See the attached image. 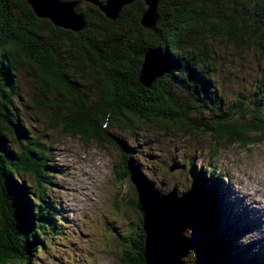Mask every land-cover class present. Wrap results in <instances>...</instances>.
<instances>
[{
  "label": "trees",
  "instance_id": "obj_1",
  "mask_svg": "<svg viewBox=\"0 0 264 264\" xmlns=\"http://www.w3.org/2000/svg\"><path fill=\"white\" fill-rule=\"evenodd\" d=\"M85 6L77 9L84 27L70 32L36 18L23 0H0V264H28L42 248L44 230L55 233L46 220L56 215L39 208L51 181V148L28 132L27 117L15 104L19 73L32 84L28 107L44 115L46 130L59 128L83 143L119 150L115 179L130 182V197L121 199L138 215L119 264L147 262L143 214L126 168L131 157L110 130L133 132L145 125L206 135L211 152L264 141V103L256 91L249 107L240 99L225 107L213 82L217 44L236 55L252 51L264 58V0H158L152 29L139 23L142 0L124 5L114 20ZM154 48L166 69L145 87L138 82L142 56ZM191 174L205 235L193 248L211 262L241 263L228 253L230 239L211 222L210 191L217 178L202 169L191 168Z\"/></svg>",
  "mask_w": 264,
  "mask_h": 264
},
{
  "label": "rangeland",
  "instance_id": "obj_2",
  "mask_svg": "<svg viewBox=\"0 0 264 264\" xmlns=\"http://www.w3.org/2000/svg\"><path fill=\"white\" fill-rule=\"evenodd\" d=\"M76 1L75 12L85 11V3ZM217 45V74L213 82L221 103L228 107L240 99L249 107L255 91L264 103V58L252 51L236 55L230 47ZM31 87V82L19 73L15 104L27 117L24 123L28 132L51 148V181L46 201L44 207L37 202L36 206L48 216L55 214L53 219L60 222L46 220L55 233L44 230L42 248L31 255L28 264H119L138 220L127 201L121 199L130 197V182L115 179L120 169V152L113 144L97 146L63 135L59 128L46 130L44 115L33 113L28 107ZM130 132L109 131L126 146L140 173L159 193L173 188L175 195L180 196L191 189V168L193 172L210 171L217 178L210 191L215 209L210 213L211 222L230 239L228 253H235L241 262L231 263L264 264V141L244 147H216L211 152L206 135L189 137L182 131H161L145 125ZM183 237L193 244L205 235L199 224L185 229ZM183 262L218 264L194 248Z\"/></svg>",
  "mask_w": 264,
  "mask_h": 264
},
{
  "label": "water",
  "instance_id": "obj_3",
  "mask_svg": "<svg viewBox=\"0 0 264 264\" xmlns=\"http://www.w3.org/2000/svg\"><path fill=\"white\" fill-rule=\"evenodd\" d=\"M38 19L47 20L52 26L78 32L84 27L83 17L75 12L76 0H23ZM96 7L108 20H114L124 6L133 0H82ZM145 6L140 16V25L152 29L156 18L158 0H142ZM166 69V62L160 49L146 51L142 56L138 82L147 87ZM129 180L135 187L142 212L144 231V255L147 264L161 263V254L169 257L174 248L175 254L169 259L171 264H184L183 259L193 244L183 237L185 229L200 224L198 193L194 188L180 196L172 188L168 193H159L134 166L129 158L126 161ZM172 171V168H169ZM188 217V218H187ZM184 220V221H183ZM167 264V263H165Z\"/></svg>",
  "mask_w": 264,
  "mask_h": 264
},
{
  "label": "bare ground",
  "instance_id": "obj_4",
  "mask_svg": "<svg viewBox=\"0 0 264 264\" xmlns=\"http://www.w3.org/2000/svg\"><path fill=\"white\" fill-rule=\"evenodd\" d=\"M183 221H184V220H183ZM174 254H175L174 248H173V250L171 251V253H169V255H168L169 257H168V258L161 254V257H160V259H161V261H162L161 263H163V264H165V263H167V264H171V263H169V259H171L172 256H174Z\"/></svg>",
  "mask_w": 264,
  "mask_h": 264
}]
</instances>
